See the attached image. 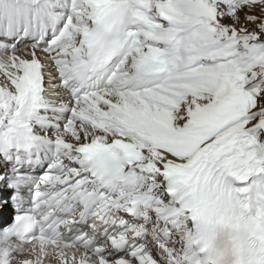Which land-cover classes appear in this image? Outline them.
<instances>
[{
  "label": "snow or ice",
  "instance_id": "obj_1",
  "mask_svg": "<svg viewBox=\"0 0 264 264\" xmlns=\"http://www.w3.org/2000/svg\"><path fill=\"white\" fill-rule=\"evenodd\" d=\"M0 264H264V0H0Z\"/></svg>",
  "mask_w": 264,
  "mask_h": 264
}]
</instances>
